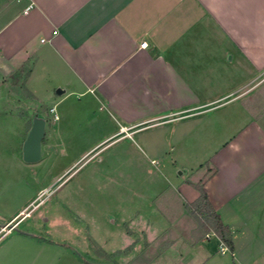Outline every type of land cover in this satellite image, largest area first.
Segmentation results:
<instances>
[{
  "label": "crops",
  "instance_id": "crops-1",
  "mask_svg": "<svg viewBox=\"0 0 264 264\" xmlns=\"http://www.w3.org/2000/svg\"><path fill=\"white\" fill-rule=\"evenodd\" d=\"M2 103L25 142L44 123L40 157L55 126L106 119L102 141L131 140L172 178L171 196L125 189L141 193L137 216L122 218L121 245L97 244L110 258L99 264H264V0H0ZM197 185L233 252L194 226ZM32 203L0 226V264L82 263L75 211L44 234L16 232Z\"/></svg>",
  "mask_w": 264,
  "mask_h": 264
},
{
  "label": "rangeland",
  "instance_id": "rangeland-1",
  "mask_svg": "<svg viewBox=\"0 0 264 264\" xmlns=\"http://www.w3.org/2000/svg\"><path fill=\"white\" fill-rule=\"evenodd\" d=\"M21 76L24 77L25 73ZM0 107V226L15 210L32 201L26 209L30 213L21 220L16 232L44 234L49 226L56 224L54 218L71 217L70 212L75 211V217L80 220L77 226L82 244L85 245L80 264L105 263L110 258L97 244L104 247L121 245L120 239L128 226L122 218L138 213L134 205L141 193H126L125 189L129 187L132 191L144 192L145 188L147 191L160 186L163 196L172 195V178L161 177L159 172L161 161L152 162V158L141 153L131 140L124 137L111 142L110 139L102 141L101 134L110 130L106 119L105 128L92 123L78 124L79 120L75 128L61 126L60 132L55 126L43 143L41 157L30 162L24 158L25 127L16 120V114L10 112L9 104L2 103ZM50 115L53 120L55 114ZM52 122L55 125L58 121ZM163 165L167 167L168 175L182 170H176L169 162ZM48 187L53 191L45 190ZM179 212V207L170 210L174 217ZM189 213L197 231L206 232L205 217ZM48 214L52 217L46 221L44 218ZM50 233L56 234L57 231L51 230ZM94 238L96 241H92ZM214 245L212 241L211 246ZM225 258L229 259L230 255Z\"/></svg>",
  "mask_w": 264,
  "mask_h": 264
},
{
  "label": "trees",
  "instance_id": "trees-1",
  "mask_svg": "<svg viewBox=\"0 0 264 264\" xmlns=\"http://www.w3.org/2000/svg\"><path fill=\"white\" fill-rule=\"evenodd\" d=\"M197 188L200 191V196L196 201L188 204L187 208L198 217L203 215L205 217L206 230L214 231L229 250L233 252V237L230 227L222 221L220 215L214 210L203 187L197 185Z\"/></svg>",
  "mask_w": 264,
  "mask_h": 264
},
{
  "label": "water",
  "instance_id": "water-1",
  "mask_svg": "<svg viewBox=\"0 0 264 264\" xmlns=\"http://www.w3.org/2000/svg\"><path fill=\"white\" fill-rule=\"evenodd\" d=\"M44 135V123L36 120L29 132L24 145V158L33 162L40 158L41 138Z\"/></svg>",
  "mask_w": 264,
  "mask_h": 264
},
{
  "label": "built area",
  "instance_id": "built-area-1",
  "mask_svg": "<svg viewBox=\"0 0 264 264\" xmlns=\"http://www.w3.org/2000/svg\"><path fill=\"white\" fill-rule=\"evenodd\" d=\"M33 3H31L26 9H25V11H28L30 8H32L33 7ZM148 45V42H143L142 44H141V47H146ZM57 117V116H56Z\"/></svg>",
  "mask_w": 264,
  "mask_h": 264
}]
</instances>
